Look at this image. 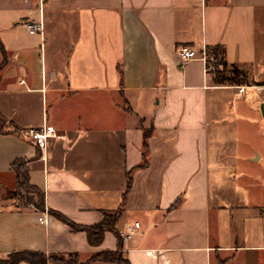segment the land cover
<instances>
[{"label":"crops","instance_id":"1","mask_svg":"<svg viewBox=\"0 0 264 264\" xmlns=\"http://www.w3.org/2000/svg\"><path fill=\"white\" fill-rule=\"evenodd\" d=\"M31 23L42 33L29 35ZM0 42L9 123L0 135V261L31 252L86 263L119 249L113 233L91 248L85 234L21 207L11 166L29 160L46 211L79 226L116 211L131 183L116 225L120 235L140 226L123 241L130 264H264L263 158H241L234 143L248 130L264 138V0H0ZM215 46L247 84H215L202 61ZM182 48L197 55L184 67ZM35 99L40 123L28 120ZM141 120L153 129L145 169ZM43 125L59 138L41 152L22 133Z\"/></svg>","mask_w":264,"mask_h":264},{"label":"trees","instance_id":"2","mask_svg":"<svg viewBox=\"0 0 264 264\" xmlns=\"http://www.w3.org/2000/svg\"><path fill=\"white\" fill-rule=\"evenodd\" d=\"M0 52L3 57L2 64L0 66V72L8 64L6 58V53L0 42ZM225 49L222 46L209 47L205 50L206 56V67L208 73L213 76L214 82L217 86H244L247 84L246 74L240 71L236 67H230L226 62L225 58ZM220 68H223V71H219ZM123 111L132 114L131 108L128 104L125 105ZM144 121H140V128L143 131V161L141 166L138 169H145L148 166V141L153 136L152 127L149 129L143 128ZM5 129V120L0 115V135H6L8 133L9 126ZM14 133H16L14 131ZM31 161L29 160H18L11 166V172L15 174L17 182V191L16 197H19V202L23 208H31L40 213H47L49 216L55 218L63 225L67 226L72 233H83L87 237V242L91 248L100 247L105 238L106 233H113L118 240V251L117 252H104L98 253L92 256L86 263H81L76 256H49L47 257L41 253H16L8 256L6 260L0 261V264H55V263H64V264H90L94 262L105 263V264H130L129 261L122 254L123 239L116 229V225L120 220L123 211L124 205L126 203L127 195L131 189V183L128 184L127 191L122 199L121 206L113 212H103V220L94 226L85 227L79 226L75 223L69 221L63 215L54 212L46 211L45 207V198L44 194L30 185L29 173H28V164ZM20 192V194H19ZM23 195L21 196V194ZM181 201L178 200L169 211L175 210L179 207ZM58 258H61L60 260ZM69 258L70 261L67 262L63 259ZM223 264V263H222Z\"/></svg>","mask_w":264,"mask_h":264},{"label":"built area","instance_id":"3","mask_svg":"<svg viewBox=\"0 0 264 264\" xmlns=\"http://www.w3.org/2000/svg\"><path fill=\"white\" fill-rule=\"evenodd\" d=\"M27 29L29 35L31 36L42 33L43 31L42 25L38 23H31L27 25ZM178 56L180 59L181 67H184L187 63L197 59V55L191 49L188 48H182L178 52ZM202 61L206 62L205 54H203ZM238 92L239 94H243L244 92L243 88H238ZM22 136L25 139H27L35 149L41 152H44L47 149L48 144L52 140H56L59 138L56 131H54L52 128L48 127L47 125H43L40 128L31 129L26 132H23ZM38 222L40 225L47 224L45 217L39 218ZM139 228H140L139 224H135L133 227L126 228L125 232L121 235L123 241H127L131 239V237L136 233L137 230H139Z\"/></svg>","mask_w":264,"mask_h":264},{"label":"rangeland","instance_id":"4","mask_svg":"<svg viewBox=\"0 0 264 264\" xmlns=\"http://www.w3.org/2000/svg\"><path fill=\"white\" fill-rule=\"evenodd\" d=\"M2 61L3 60H0V66L2 64ZM219 71H223V68H220ZM4 120H5L4 131H6L7 127L9 126V123L5 118H4ZM28 120L30 122H34V123H40L42 120V106H41V102L38 101L37 99H35L31 102V113H30V115H28ZM231 141H232V139H231ZM234 143L238 149L239 155L241 156V158H244V159L250 157L253 154V151L257 150L255 154L262 155V158H263L262 168L264 167V138L259 137L253 130H248L247 132L243 131L242 133H239L237 136V139L236 140L234 139ZM258 155H255V158ZM243 163L244 162H240V165H239L240 171H244L245 165H243ZM230 173L235 174L234 171H231ZM17 193H18V191H17ZM19 194H20V192H19ZM22 195H23V193L21 194V196ZM16 198L19 201V197H16ZM20 205H21V203H20ZM58 259L60 260L61 258H58ZM63 260H64V262L70 261L69 258H65ZM55 264H60V263H55ZM62 264H64V263H62Z\"/></svg>","mask_w":264,"mask_h":264}]
</instances>
